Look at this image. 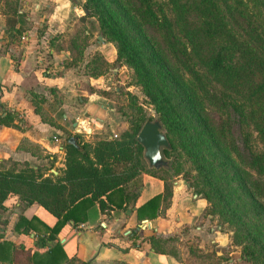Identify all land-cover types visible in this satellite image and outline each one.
<instances>
[{"label": "crops", "instance_id": "obj_1", "mask_svg": "<svg viewBox=\"0 0 264 264\" xmlns=\"http://www.w3.org/2000/svg\"><path fill=\"white\" fill-rule=\"evenodd\" d=\"M78 8L75 0H0V170L29 164L58 176L65 138L103 139L113 120L116 92L92 86L110 79L89 71L110 69L115 50ZM182 180L143 171L103 197L105 210L97 201L82 208L84 220H67L53 241L42 237L57 218L10 193L0 208V264H15V249L28 252L31 264H196L187 253L192 240L216 248L224 264H246L233 252L223 256L229 236ZM52 242L61 251L50 250Z\"/></svg>", "mask_w": 264, "mask_h": 264}, {"label": "trees", "instance_id": "obj_2", "mask_svg": "<svg viewBox=\"0 0 264 264\" xmlns=\"http://www.w3.org/2000/svg\"><path fill=\"white\" fill-rule=\"evenodd\" d=\"M113 1L129 5L139 46L147 49L158 72L157 81L152 67L148 71L139 63L137 68L147 88L160 91V99L151 97L157 104L155 111L165 127L180 137L179 143L198 161L207 163L201 171L209 166L203 176L212 190L198 182L188 186L241 222L250 237L242 257L251 264L255 254L251 247L256 246L264 256V153L250 148L249 154L243 155L230 136L229 119L216 121L206 104L223 110L226 105L232 107L250 128V136L254 134L264 145V0ZM122 48L133 50L127 40H122ZM193 59L202 71L192 64ZM179 67L197 85L186 81ZM204 73L220 85V98L204 85ZM165 88L172 92L164 94ZM140 127L122 138L93 142L84 141L79 134L68 135L65 167L58 176H44L40 168L29 164L0 170V208L10 193L27 204L37 202L57 218L52 228L45 227L42 237L53 241L67 220H84L82 208L97 201L105 210L103 197L123 190L143 172L138 159L143 148L136 141ZM166 137L170 148L163 153L175 147L172 137ZM217 172L229 176L232 189L212 184ZM49 248L61 251L58 242ZM13 254L15 258L21 255L15 264H31L28 252L15 249Z\"/></svg>", "mask_w": 264, "mask_h": 264}, {"label": "rangeland", "instance_id": "obj_3", "mask_svg": "<svg viewBox=\"0 0 264 264\" xmlns=\"http://www.w3.org/2000/svg\"><path fill=\"white\" fill-rule=\"evenodd\" d=\"M78 4V14L84 23H88L101 36L100 41H105L108 43L110 49L115 50V59L111 63L110 69L105 72L95 71L91 69L89 72L93 76L92 79L97 80L99 75L106 74L110 79L107 83L99 82L93 83L92 86H102L105 89L112 90L116 93L110 98L109 105L113 107V111L110 112L109 117L113 118L112 121L106 127V132L103 133L104 139H109L108 135H112L111 138H122L127 136V134H134V129L140 127L144 121L159 119L162 123L159 113L155 111L157 108L156 101L154 102L151 97L156 96L160 99V91L155 89H149L146 85V80L143 75L139 74L138 67L144 64L148 67V71L153 69L154 78L158 81L160 78L157 76L158 72L156 68H153V64L148 58V51L143 46H139V36L133 25V20L129 17L130 13L127 11L129 5L118 3L113 0H75ZM168 4V0H163ZM79 24V26H85ZM183 42L187 43V39L183 37ZM122 40H127L130 47H133L132 51H126L122 48ZM96 42V39L93 40ZM134 56V61H130L129 57ZM141 58L142 61L139 60ZM138 58V59H137ZM192 64L195 65L198 70L202 71L203 68L195 60H192ZM182 76L186 81L195 84V80L191 75L179 67ZM141 73H145V70L140 69ZM202 76L204 85L208 88L209 92L215 94L217 98H220L221 87L219 84L215 83L206 73ZM197 85V83H196ZM99 89L101 92L109 93L106 90ZM172 92L169 88L164 89L165 93ZM113 94V93H112ZM227 96V95H226ZM210 110V115L216 120L228 118L230 125V136L233 138L234 143L238 147L239 151L243 155H248L250 148L264 153V145L258 142L254 138V134L250 136V128L243 123L239 115L233 110L232 107L224 106L225 110L217 109L213 105L206 104ZM222 114V117L220 116ZM163 129L166 134L172 137L175 147L167 153H163V156L169 162V167H164L156 171L145 170L149 168L146 161L143 158V149L140 150L138 154L139 164L142 171L144 172H156L162 175L164 178L176 177L178 179H183L182 183L187 184L196 182L200 185H206L209 190H212V185L208 184L205 180L203 174L209 169V166L205 170L201 171L202 166L207 164L202 161H198L194 154L187 150L179 143L180 137L172 133L169 129L165 127L163 123ZM249 132V133H248ZM136 133V132H135ZM95 139L94 141H96ZM216 165V163H214ZM218 169V167H217ZM222 175V176H221ZM212 184L219 183L221 186H227L231 188L229 181V176L226 174L218 173L214 175ZM188 178V180H185ZM172 180V179H171ZM193 192L194 189L192 188ZM195 193V192H194ZM206 201V200H205ZM205 213L211 216V224L218 227L219 230L227 233L230 238L229 246L223 249V256L227 255V252H233L232 258L236 260L238 257L243 259L245 255V248L247 244L250 243V237L247 236L244 226L241 222H237L234 216H231L224 209H217L213 207L212 202H208ZM189 253L192 255L194 262L196 264H224L221 259L216 256V248H202L196 241L192 240V243H188ZM255 254L253 256V262L251 264H264V256L257 250L256 246L251 247ZM248 250V249H247ZM244 260V259H243ZM245 261V260H244ZM246 264H249L246 262Z\"/></svg>", "mask_w": 264, "mask_h": 264}, {"label": "water", "instance_id": "obj_4", "mask_svg": "<svg viewBox=\"0 0 264 264\" xmlns=\"http://www.w3.org/2000/svg\"><path fill=\"white\" fill-rule=\"evenodd\" d=\"M136 141L143 148V158L148 167L155 170L169 167L162 151L169 149L170 143L159 119L144 121L136 135Z\"/></svg>", "mask_w": 264, "mask_h": 264}]
</instances>
